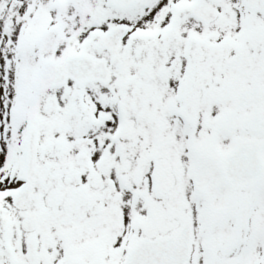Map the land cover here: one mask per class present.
<instances>
[{
    "label": "snow or ice",
    "instance_id": "snow-or-ice-1",
    "mask_svg": "<svg viewBox=\"0 0 264 264\" xmlns=\"http://www.w3.org/2000/svg\"><path fill=\"white\" fill-rule=\"evenodd\" d=\"M0 264H264V0H0Z\"/></svg>",
    "mask_w": 264,
    "mask_h": 264
}]
</instances>
